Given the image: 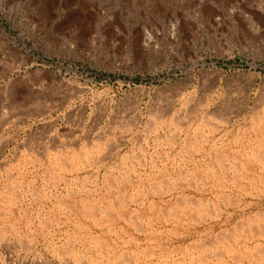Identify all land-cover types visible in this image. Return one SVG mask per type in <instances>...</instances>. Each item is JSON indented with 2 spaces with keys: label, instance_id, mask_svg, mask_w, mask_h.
I'll use <instances>...</instances> for the list:
<instances>
[{
  "label": "rangeland",
  "instance_id": "rangeland-1",
  "mask_svg": "<svg viewBox=\"0 0 264 264\" xmlns=\"http://www.w3.org/2000/svg\"><path fill=\"white\" fill-rule=\"evenodd\" d=\"M0 264H264V0H0Z\"/></svg>",
  "mask_w": 264,
  "mask_h": 264
},
{
  "label": "bare ground",
  "instance_id": "bare-ground-1",
  "mask_svg": "<svg viewBox=\"0 0 264 264\" xmlns=\"http://www.w3.org/2000/svg\"><path fill=\"white\" fill-rule=\"evenodd\" d=\"M157 34V33H156ZM155 34V35H156ZM153 35V32H150V31H145V34H144V45H146V47H151L153 44L151 43L152 40L154 39V36ZM181 123V122H180ZM126 138V137H125ZM97 159V158H96ZM125 184V183H124ZM230 197V196H229ZM101 216V215H100ZM123 239V238H122ZM210 246V245H209ZM263 253V252H262Z\"/></svg>",
  "mask_w": 264,
  "mask_h": 264
}]
</instances>
